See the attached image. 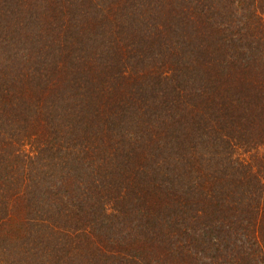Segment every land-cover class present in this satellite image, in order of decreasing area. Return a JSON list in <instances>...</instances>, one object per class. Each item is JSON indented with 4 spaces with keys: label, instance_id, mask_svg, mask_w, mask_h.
<instances>
[{
    "label": "trees",
    "instance_id": "trees-1",
    "mask_svg": "<svg viewBox=\"0 0 264 264\" xmlns=\"http://www.w3.org/2000/svg\"><path fill=\"white\" fill-rule=\"evenodd\" d=\"M0 264H264V0H0Z\"/></svg>",
    "mask_w": 264,
    "mask_h": 264
}]
</instances>
